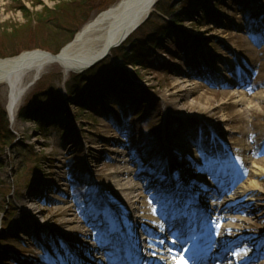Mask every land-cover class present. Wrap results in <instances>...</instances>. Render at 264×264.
<instances>
[{
  "label": "rangeland",
  "instance_id": "374dc122",
  "mask_svg": "<svg viewBox=\"0 0 264 264\" xmlns=\"http://www.w3.org/2000/svg\"><path fill=\"white\" fill-rule=\"evenodd\" d=\"M117 1L97 0L95 6L88 7L77 18L69 31L80 23L83 26ZM160 1L162 8L155 7L150 23L141 32L135 30L128 42L112 49L101 61L121 66L123 53L138 50L135 59L140 65H122L128 81L120 87L103 94L79 93L69 99L66 85L71 75L78 73L72 72L65 79L61 67L55 64L29 89L14 120L7 114L0 87V264H72L70 261L75 257L69 250L68 231L85 235L82 245L86 253L99 255L100 252L94 250L104 231V219L87 216L88 204L83 201L89 194L98 192L97 195L111 205L105 198L107 176L118 169L115 159L117 153L127 150L123 143L128 142V136L147 140L157 131L165 144L171 142L173 147L189 144L197 154L195 168L205 164L206 156H200L203 146H192L194 136L187 132L199 133L205 140L222 136L224 142L233 147L234 142L239 144L240 138L247 141L244 135L235 133L239 122L236 111L240 109L235 100L246 90L244 98L248 101L255 95H264V0ZM32 2L0 0L1 30L8 32L26 22L19 7L39 12L57 3L39 0L34 5ZM44 23L54 26L48 20ZM162 26L167 28L160 32ZM33 28L21 26L12 44L4 42L5 45L0 46V58L35 49L56 53L67 43L69 31L61 30L56 35L50 27L35 28L36 35L31 38L29 32ZM137 43L140 48L133 47ZM220 68L226 72L222 83L215 73H209ZM181 74H186L190 81L177 85ZM228 81L237 83L223 84ZM44 90L59 92L63 97L58 117L38 112V98L30 102L35 91ZM177 92L179 95L175 94ZM43 103L50 104L47 97ZM171 106H189V109L179 113L178 108ZM256 113L253 117L250 113L244 114L245 120L256 117L264 128V105ZM183 114L188 115L187 120L181 118ZM221 147L223 149L220 144L218 148ZM260 155L254 159L257 166L264 169V152ZM96 161L98 165L94 167ZM141 163L142 160H137L129 166L133 176L146 168L139 167ZM251 164L250 160L248 171ZM179 170L189 184L197 187L196 172H185L184 167ZM248 171L233 174L235 179L230 182L233 190L248 186L254 180L261 182V178L251 176ZM78 176L84 181L78 180ZM133 192L132 200L135 197L154 210L163 207L169 196V191L162 193L147 183ZM141 194L146 197L139 198ZM226 196L219 194L216 202L222 203ZM203 201L200 200V206ZM254 201L250 209L244 210V216L232 215L249 223L238 233L246 235L244 244L259 247L264 242V191H256ZM25 202L29 205L20 210ZM65 220L72 223L65 224ZM114 220L115 225L120 224V220L115 217ZM147 223H144L146 228ZM88 233L94 235L87 236Z\"/></svg>",
  "mask_w": 264,
  "mask_h": 264
},
{
  "label": "bare ground",
  "instance_id": "6f19581e",
  "mask_svg": "<svg viewBox=\"0 0 264 264\" xmlns=\"http://www.w3.org/2000/svg\"><path fill=\"white\" fill-rule=\"evenodd\" d=\"M158 1L118 0L85 23L74 38L55 55L35 50L0 58V87L2 86V95L6 101L5 108L9 118L11 120L16 118L19 107L29 89L51 66L59 65L65 79L71 72L86 68L106 51L121 44L134 27L140 25L149 16ZM209 73H215L219 77V82L225 81L226 72L221 68L218 71H209ZM188 78L186 74H181L175 84L182 85L190 81ZM234 83L237 82L228 81L227 84H223L228 86ZM246 91L238 94L237 100H235V103L240 107L236 111L239 122L236 123L235 133L236 135H244L247 141L240 138L239 144H237L238 141L234 142L236 146L233 147L231 144L230 146L227 145L222 136L205 140V136L199 133L192 132L190 134L187 132L188 135L194 136L191 139L192 146L195 145L197 148L203 146L200 156H206L205 164H199L197 168L194 166L196 165L194 159L197 158V154L194 149L189 148V144H185L183 147H173L171 142L165 144L160 139L157 131L147 140H139L128 136V142L123 143L127 150L124 153H117L115 159V162L119 164L117 172L114 170L115 172H111L107 176L108 184L105 185L107 187L105 198L111 205L105 203L101 196L97 195L98 192L89 194V198L83 201L88 204L87 216L92 215L96 220L104 219L102 229L107 230L106 233H109L111 237V240L103 238L97 250L102 252L103 249L110 248L111 252L105 255L100 252L101 256L88 254L82 245L85 235L78 234L76 231L75 233L68 231L67 236L71 246L69 250L71 253L73 252L72 255L75 257L72 262L74 264L132 262L138 255L136 252L140 249L143 247L152 248L147 246L145 240L158 243L156 236L158 234L164 235V225L161 220L163 216L165 219L167 218L170 226L182 228L180 235L192 233V229L183 226V221L175 220L180 216V213L179 209H176L172 203L175 204L178 199L174 200V198L169 197L170 200L166 203L167 208L165 211L169 209V206H171V210L169 213L166 212L167 215L164 211L161 212L160 208L154 210L152 207L138 202L139 200H136L135 197L133 199L135 201L132 200V192L134 190L136 192L139 187L145 186L146 183L153 189H159L162 192L166 187H172V183L177 182L178 186H175V189L173 187V190H168L171 195L176 193L177 196L181 192V194H185L184 197L192 198L193 192L197 200L199 198L206 201L204 210H211L209 215H201V213L194 215L198 222L195 231L202 232L204 225L209 227L210 222L212 223L214 234L210 235L211 242L223 244L226 248L223 252L225 259L219 261L218 256L215 264H264V251L262 250L264 242L259 247L244 244L246 235L240 236L238 233L246 228V225L249 226V223L244 218L232 215L233 213H241L244 216V210L250 209L255 203L254 195L256 191H264V169L259 168L257 160L254 159L258 154L264 152V128L260 127L261 122L256 117L250 120L244 118L246 113H250L252 117L257 116L256 110L264 105V95H255L252 97V101H248L244 98ZM178 92L175 94L179 95ZM171 107L173 109L178 108ZM187 109H189V106H183L177 110L179 113H184ZM181 118L187 120L188 115L183 114ZM124 136L127 135L124 134ZM176 137L177 140L181 138L178 134ZM182 141L185 142V139ZM121 143L122 141L119 142V144ZM220 144L223 145V149L222 147L221 149L218 148ZM137 160H142L139 167L146 166V168L134 174V177L129 166L136 163ZM250 160L252 161L250 166L253 169L251 168L248 171L246 168H248L247 165ZM97 165L96 161L94 167H97ZM180 167L181 169L184 167L185 172L197 173L194 178L197 187L187 182L179 170ZM242 170L243 172L248 171V174L253 177L261 178V182L254 180L248 186L241 185L233 190L234 186L230 183L235 179L233 174ZM189 178L191 177L189 176ZM77 179L84 181L81 176H78ZM225 183L227 184L225 185ZM189 188L190 190H188ZM221 193L227 194V196L226 199L224 198L221 201L222 203L218 204L216 199L211 196L216 197ZM138 196L141 199L146 197L145 194ZM171 200H173L172 203ZM195 204L196 200H189L187 208L190 212ZM27 205L29 203L25 202L20 210H24ZM115 216L121 219V224H114ZM106 219L107 221H105ZM71 220H65V224H71ZM221 221L224 224L218 226L216 222ZM145 222H149L151 224L149 226L157 234L147 233L148 235L142 236V233L146 231ZM236 223H239V225L237 226ZM93 235L94 233H88L87 236ZM200 239H203V237L201 236ZM170 240L169 238L167 242L170 243ZM163 250L159 248L156 254L160 253L162 255H152L151 259L158 258L163 263H167L170 260V256L167 257V254L174 251L169 248ZM78 255L83 257L80 258ZM146 264H152V260H147Z\"/></svg>",
  "mask_w": 264,
  "mask_h": 264
},
{
  "label": "trees",
  "instance_id": "16d2710c",
  "mask_svg": "<svg viewBox=\"0 0 264 264\" xmlns=\"http://www.w3.org/2000/svg\"><path fill=\"white\" fill-rule=\"evenodd\" d=\"M33 4L39 3V0H32ZM57 1V3L52 7H43V9L39 12H29L28 10H25L23 7H20L23 11V16L26 18V22L22 24V27H29L32 26V30L29 32V36L31 38H34L36 35L35 28H52L53 32L57 35L61 33V30H65L66 32L70 30V28L73 26V24L76 22L77 18H79L85 10L90 6H95L97 0H71V1H63V0H53ZM115 0H113L114 2ZM158 9L160 10L162 8L161 1H159L156 5ZM153 16V14H152ZM48 20L53 23V27L50 25L44 23V21ZM151 21V17L148 18L138 29V32H141L144 27L149 24ZM83 23L78 24V27L75 30L69 31V35H67V38L65 39V42H69L74 34L77 32L79 27L82 26ZM0 25V46L5 45L4 42L8 44H12L14 40L17 39V31H21L19 28H11L10 31L1 30ZM70 27V28H69ZM167 27L162 26L163 32ZM152 33L147 35L146 37L150 36ZM23 35V34H22ZM2 37V40H1ZM158 37V36H157ZM131 37L128 38V41ZM150 39V38H148ZM4 40V41H3ZM3 41V43H1ZM126 41V42H128ZM153 41V39H152ZM64 42V43H65ZM133 43V42H132ZM140 43H137L136 45L133 44L134 48H140ZM62 47V46H61ZM60 47V48H61ZM120 50V49H119ZM137 49L134 53H123L121 56V64L123 66L126 65H140L137 63L135 57L137 54ZM58 52V51H56ZM113 66L109 63L100 62L99 64L93 66L92 68L88 69L82 74H72L68 84L66 85V93L69 99L73 95H77L81 93L82 95L85 94H103L107 90L116 89V87H120L122 84L126 83L128 81V76H126V73L122 71L123 66ZM49 94V95H48ZM98 96V95H96ZM47 97L49 101V105L43 103L44 99ZM34 98H38V112L42 113V115H45V113L52 114L55 117H58L60 112V106H63L62 103H60L61 99L63 97L59 92H51L50 90H44L42 91H35L30 99L31 101H34ZM39 101V99H41ZM57 102V103H56ZM59 103V104H58ZM28 106H24L21 111L20 115H23L25 109ZM65 108V107H64ZM80 110H83L84 107H79ZM0 126L1 121H0ZM36 163V162H35ZM4 230V229H3Z\"/></svg>",
  "mask_w": 264,
  "mask_h": 264
},
{
  "label": "water",
  "instance_id": "95a60500",
  "mask_svg": "<svg viewBox=\"0 0 264 264\" xmlns=\"http://www.w3.org/2000/svg\"><path fill=\"white\" fill-rule=\"evenodd\" d=\"M135 28H137V26L134 27V29H135ZM42 52H46V51H42ZM47 53H49V52H47ZM108 54H109V50L106 51L104 54H102L99 58H97L96 60H94L92 63H90L86 68H84V69H82V70H80V71H77V72H75V73H81V72H83L85 69L91 67L92 65H94V64H96L97 62H99V61H101L102 59H104Z\"/></svg>",
  "mask_w": 264,
  "mask_h": 264
}]
</instances>
